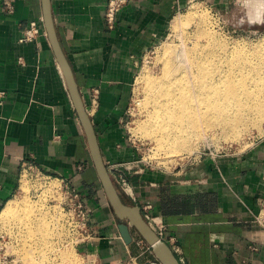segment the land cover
I'll use <instances>...</instances> for the list:
<instances>
[{"label":"crops","instance_id":"1","mask_svg":"<svg viewBox=\"0 0 264 264\" xmlns=\"http://www.w3.org/2000/svg\"><path fill=\"white\" fill-rule=\"evenodd\" d=\"M5 1L0 0V214L19 197L30 163L35 172L64 178L81 191L99 228L98 240L87 248L102 264L156 260L136 228H130V245L121 237L49 40L42 0H12L13 13ZM50 1L105 165L139 161L140 168L129 173L136 200L112 179L123 202L138 207L143 218L144 205L150 204L151 213L166 224V236L177 238L187 264H264V222L256 219L264 196V137L242 153L208 155L167 171L140 161L124 132L140 60L193 0H130L114 29L105 20L108 0ZM33 21L41 34L20 42Z\"/></svg>","mask_w":264,"mask_h":264},{"label":"rangeland","instance_id":"2","mask_svg":"<svg viewBox=\"0 0 264 264\" xmlns=\"http://www.w3.org/2000/svg\"><path fill=\"white\" fill-rule=\"evenodd\" d=\"M178 18L184 21L180 27L175 28L173 23ZM206 31L214 36L213 47L226 51L229 57H237L243 53L254 57L253 52L264 47V0H224L219 3L193 0L170 21L165 38L140 60L123 127L129 141L136 146L139 160L148 167L173 171L208 155L242 153L264 137V120L256 115L253 101L248 105L240 102L234 106L236 111L233 114L238 115L241 128L239 137H231V132L223 131L221 127L207 130L193 140V146L189 150L172 160L166 159L168 152L159 150L151 138L142 133H134L141 126L143 130L147 119L145 109L148 92L140 81L142 75L162 76L166 47L173 44L188 50L193 49L196 44L205 45L208 42V37L204 35ZM35 174L31 170L24 172L22 190L18 193L22 198L19 204L21 206L17 212L7 218L0 217V228L12 238L16 254L23 259L24 264H91L78 249L80 236L71 232L68 224H61L64 216L58 219L62 212L57 192L62 191L53 188L63 184L57 178H64L47 174L37 177ZM40 219L48 222L47 236H44V228L38 231L39 235L34 234L37 232L35 225ZM45 240L51 244L50 249L43 250ZM143 263L125 260L113 264ZM97 264L102 263L99 260Z\"/></svg>","mask_w":264,"mask_h":264},{"label":"bare ground","instance_id":"3","mask_svg":"<svg viewBox=\"0 0 264 264\" xmlns=\"http://www.w3.org/2000/svg\"><path fill=\"white\" fill-rule=\"evenodd\" d=\"M183 21L176 19L174 27H180ZM204 35L208 37L207 44H196L193 49L167 46L163 75L144 74L140 78L148 92L147 119L143 130L141 126L134 133L151 138L159 150L168 152L167 160L189 150L196 137L216 127L230 131L231 137H239L238 115L233 113L240 102L248 105L253 101L256 115L264 120V47L253 50L254 57L245 53L229 57L226 51L213 47L210 31ZM19 198L9 201L1 218L17 212L22 200ZM48 226L46 220L40 219L34 234L39 235L44 228L47 236ZM43 248L50 249L51 244L45 240Z\"/></svg>","mask_w":264,"mask_h":264},{"label":"built area","instance_id":"4","mask_svg":"<svg viewBox=\"0 0 264 264\" xmlns=\"http://www.w3.org/2000/svg\"><path fill=\"white\" fill-rule=\"evenodd\" d=\"M130 0H108L106 11H105V20L107 26L110 29H114L117 24V16L120 10L129 3ZM7 6V10L9 13H13L15 10L14 4L12 0L5 1ZM41 26L33 21L30 23V26L26 28L22 37L20 38V42H32L38 38L41 34ZM215 156V155H212ZM24 172H35L32 164L26 163L24 166ZM79 170H83L84 166L79 165L77 167ZM108 171L110 173L111 178L118 184V186L127 194L132 196L134 200H136V196L134 194V187L129 180V173L135 170L136 168H140L139 161L138 162H126V163H115L108 164ZM43 173L36 172V176L39 177ZM24 175V173H23ZM22 175V177H23ZM46 176V175H45ZM51 178L50 176H47ZM61 180L63 184L59 187L53 186V189H57V191L61 190L62 192H57L58 196H60V209L61 212L58 215V219L64 216L62 225L68 224L71 232L78 234L79 238V251L84 253V257H86L88 263L97 264L99 261V256L94 251H91L87 248L90 244L94 243L99 238V228L95 223L92 212L88 207L83 194L81 191L72 185L69 181L64 179L57 178ZM22 183V180H21ZM56 191V190H55ZM63 195V196H62ZM260 212L256 215V219L259 222H264L263 211H264V196L260 200ZM152 206L150 204L144 205V218L146 222L150 225L151 228L155 230L157 235L161 240L165 241L171 248V250L177 254H180L179 262L181 264H187L186 259L182 256V249L179 245L177 238L173 235L166 236L167 226L161 221H158L157 218L151 213ZM263 217V218H262ZM66 223V224H65ZM12 238L8 235V233L0 228V264H24L22 258H20L16 252L15 247L13 245ZM86 247V248H84ZM251 249L256 250V246H251ZM251 264V263H248Z\"/></svg>","mask_w":264,"mask_h":264},{"label":"water","instance_id":"5","mask_svg":"<svg viewBox=\"0 0 264 264\" xmlns=\"http://www.w3.org/2000/svg\"><path fill=\"white\" fill-rule=\"evenodd\" d=\"M42 3L43 20L49 40L55 52L57 61L65 76L79 119L84 127L95 170L114 210V213L119 220L117 227L121 237L127 245L133 243L134 237L130 228L134 227L143 236L145 241L152 247L156 261H147L143 264H156V262H159L160 264H181L171 250L170 246L165 241L160 239V237L142 217L138 207L129 206L123 202L121 195L116 188V185L114 184L108 168L103 160L95 128L88 114L86 104L76 82L72 67L65 53L63 52L58 39L51 9V1L42 0Z\"/></svg>","mask_w":264,"mask_h":264}]
</instances>
